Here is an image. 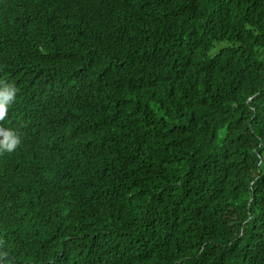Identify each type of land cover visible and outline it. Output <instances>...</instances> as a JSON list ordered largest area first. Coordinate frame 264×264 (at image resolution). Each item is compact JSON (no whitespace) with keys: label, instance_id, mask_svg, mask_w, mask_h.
<instances>
[{"label":"trees","instance_id":"trees-1","mask_svg":"<svg viewBox=\"0 0 264 264\" xmlns=\"http://www.w3.org/2000/svg\"><path fill=\"white\" fill-rule=\"evenodd\" d=\"M24 1L3 53L62 108L55 167L85 129V184L76 216L0 236L33 264H264V0H157L140 24L132 0Z\"/></svg>","mask_w":264,"mask_h":264},{"label":"clouds","instance_id":"clouds-1","mask_svg":"<svg viewBox=\"0 0 264 264\" xmlns=\"http://www.w3.org/2000/svg\"><path fill=\"white\" fill-rule=\"evenodd\" d=\"M156 1L132 0L139 24L143 17L146 23L150 22ZM27 10L24 0H0V233L9 227L3 221L10 216L11 220L41 221L44 228L46 222L64 221L63 214L68 215L65 219L76 216L74 195L85 184L84 178L75 171L78 159L80 162L86 152L80 155L84 149L83 138L86 140L85 129L80 124L79 138L62 154L63 162L55 167L48 135L54 132L62 108L45 111L34 108L42 92L28 90L20 81V71L3 53L1 33L19 32ZM115 120L124 122L122 116ZM89 196L99 203L115 205L106 192ZM12 209L14 213L10 215ZM33 261L26 259L18 247L7 243L6 236H0V264H33Z\"/></svg>","mask_w":264,"mask_h":264},{"label":"water","instance_id":"water-1","mask_svg":"<svg viewBox=\"0 0 264 264\" xmlns=\"http://www.w3.org/2000/svg\"><path fill=\"white\" fill-rule=\"evenodd\" d=\"M23 186V185H22ZM11 217L12 216H10L9 218H6V220H4L3 221V223H5L7 226H11V224H13V223H18V222H20L19 220H11ZM20 219V218H19ZM26 223L28 222V221H25ZM15 227V226H14ZM11 228V227H10ZM17 228V227H16ZM11 230H12V228H11ZM9 233H10V239L13 237L12 235H13V232L12 231H9ZM10 245H11V243H9Z\"/></svg>","mask_w":264,"mask_h":264},{"label":"bare ground","instance_id":"bare-ground-1","mask_svg":"<svg viewBox=\"0 0 264 264\" xmlns=\"http://www.w3.org/2000/svg\"><path fill=\"white\" fill-rule=\"evenodd\" d=\"M39 154L41 155V152H39ZM13 211V209L11 210V212H10V215H12L14 212H12ZM27 261V260H26ZM67 262V264L69 263V261H66ZM65 262V263H66Z\"/></svg>","mask_w":264,"mask_h":264}]
</instances>
